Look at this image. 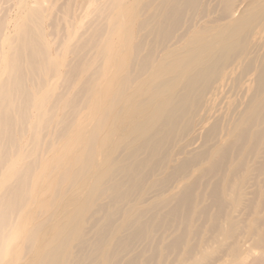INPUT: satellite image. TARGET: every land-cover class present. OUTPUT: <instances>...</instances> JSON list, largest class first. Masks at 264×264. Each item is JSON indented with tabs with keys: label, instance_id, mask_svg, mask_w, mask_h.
I'll return each mask as SVG.
<instances>
[{
	"label": "bare ground",
	"instance_id": "obj_1",
	"mask_svg": "<svg viewBox=\"0 0 264 264\" xmlns=\"http://www.w3.org/2000/svg\"><path fill=\"white\" fill-rule=\"evenodd\" d=\"M94 3L0 0V264H264V0Z\"/></svg>",
	"mask_w": 264,
	"mask_h": 264
},
{
	"label": "rangeland",
	"instance_id": "obj_2",
	"mask_svg": "<svg viewBox=\"0 0 264 264\" xmlns=\"http://www.w3.org/2000/svg\"><path fill=\"white\" fill-rule=\"evenodd\" d=\"M103 1H105V0H100V1H98V0H95V3L96 2H98V4L97 5H100ZM95 3H94V5L93 6H95ZM247 3L248 2H244L243 4H241V6L239 7V11H238V13H237V15L239 16L240 15V13H241V11H243L246 7H247ZM241 7H242V9H241ZM95 8H97V6L96 7H94L92 10H91V12L92 11H94V9ZM241 9V10H240ZM17 11V10H16ZM13 13V14H12ZM11 13V18L13 19H15L16 18V14H17V12H15V10L13 11ZM15 14V16H13ZM9 19V29L7 30V33H12V31H13V20L12 19ZM92 17H91V14L89 15V18L88 19H91ZM88 19H87V21H88ZM12 20V21H11ZM106 22V21H105ZM12 23V24H11ZM138 37V36H137ZM137 37H136V39H137ZM139 38V40H140V37H138ZM136 41V40H135ZM258 56H259V61L257 62V64H256V67H255V75L259 72V70H260V68H261V66H262V61H264V48H262V49H260L259 50V52H258ZM262 59V61L260 62V60ZM228 97H233V99H236L237 97H236V90H233V91H231L230 90V92H229V95H227V98ZM236 103H238V101L236 102ZM216 111H211V113L210 114H207V116H205L204 115V113H201V117H203V118H205L206 119V122L208 123V125L209 124H213L218 118H220L222 115H223V110H226V106H227V99H223V100H219V101H217V103H216ZM150 110V109H149ZM148 111V110H147ZM250 116H246V119L248 120V118H249ZM235 120V119H234ZM234 120H232L231 119V121L230 122H228V120H227V118H222L221 119V121H223L224 122V125H223V129L221 130L223 133L224 132H226V134H227V137L226 138H224V139H222L219 143H217L216 144V147L215 148H213L212 150H211V160H217V159H219V151H220V149H222V148H225L226 146H228L229 145V143H230V141L232 142V139H231V132H229L230 130H233V125H232V121H234ZM245 121V120H244ZM233 134V133H232ZM121 136V135H120ZM134 138H135V134L134 135H132V134H125V135H123V136H121V138H120V150H119V152L117 153V159H119V160H123V157L125 156V152H124V150H127V153H130L131 151H133V152H136L137 150H138V148H139V143L138 142H134L133 140H134ZM23 144H26V139L25 140H23ZM215 145V142H212L211 144H207V143H205V140H201V139H198V140H196L195 142H194V145H192L190 148H188L187 149V154H185V155H174V158L175 159H177V162L176 163H178L180 160H182V159H187V158H190V157H192L194 154H196V153H199V152H202V151H205V149H207L208 147H213ZM189 151H195V153L194 154H192V155H188V152ZM123 152V153H122ZM165 153H166V151H164ZM208 167H209V164H206V162H205V164H203L202 166H201V168H204V171L205 170H207L208 169ZM229 168H230V164H229ZM197 169L198 168H196V169H194L193 170V175H195L193 178H197L198 176H199V173L197 172ZM116 171V169L113 171V172H115ZM170 171L168 170L167 171V173H169ZM162 174V171H158V173H157V175L159 176V175H161ZM111 175V174H110ZM165 175L166 174H163V176L165 177ZM163 177V178H164ZM108 178V177H107ZM109 178H110V176H109ZM108 178V179H109ZM107 179V180H108ZM153 180H154V178H153ZM45 181H46V179H45ZM34 184H36V182H34ZM48 182L46 183V187H48ZM165 185L163 186V188H159V185L158 186H156V187H151V191H150V193H148L147 195H146V199L148 200L147 201V203L146 204H144V205H141V206H137V207H135L133 210H134V212H133V214L135 215V216H137L138 214H146V218H145V220L144 221H148V217H164L165 215H166V209H164V210H161L163 207H164V205H163V200H162V198H161V196H159L158 195V190H166V189H164L165 187H169V182H165L164 183ZM186 183L185 182H183V183H181V185H179V186H175V187H172L168 192H166V194H165V198H169V200H171V197H173L175 194H177L178 193V191H179V187H181V186H184ZM159 188V189H158ZM133 190H130V192H132ZM110 195V194H109ZM153 196H155V197H153ZM104 199H106V197L104 198ZM107 202V201H106ZM106 202H100L99 203V205H103V204H105ZM140 202H142V200L140 201ZM139 202V203H140ZM112 205V204H111ZM147 205H154V207L152 208H149L150 209V212H142V210H144V209H141L143 206H147ZM129 206L130 205H128V209H129ZM170 206H171V204L167 207V208H170ZM116 210V208H114V211ZM137 211V212H136ZM248 211V210H247ZM249 212V211H248ZM250 213V212H249ZM102 215H103V213H101ZM251 214V213H250ZM148 216V217H147ZM95 220H97L98 222H97V224H96V226L94 227V229H93V232L91 233L93 236H94V233L96 232V231H98V229H100L103 225H104V220H100V217H98V216H96V218H95ZM202 219H200L199 221H197V222H195L194 223V226H196V228H200V227H202L203 225H204V222L203 221H201ZM141 221H143V220H139V221H137L136 223H135V225L131 228V232H137V231H139L140 230V228H141ZM86 228H89V226H86ZM182 230V232H184V230H183V228L181 229ZM188 231V230H187ZM127 233H124V235H126ZM177 234H179V232L177 233ZM199 234V236H196L195 237V240L197 241V240H199V239H202L203 237H206L205 235H204V233H202V232H199L198 233ZM197 234V235H198ZM154 235V237H158V236H156V233H154L153 234ZM90 238H92L91 236H90ZM99 238V237H98ZM98 238H95V239H98ZM251 240V239H250ZM249 239H247L246 241H244L243 243H242V245H244V250L246 251V252H248L249 250H248V247H249V244L251 243V241H250ZM247 241H250L249 243L247 242ZM21 253H24L22 250H21ZM148 254H150V253H148ZM257 256H259L258 255V251L254 254V257H257ZM222 257V256H221ZM83 259V258H82ZM82 259H80V261L82 260ZM169 259H170V264H172V262H173V260H174V257H170L169 256ZM251 260H252V258H251ZM19 264H22V263H19ZM247 264H250L249 263V261H248V263Z\"/></svg>",
	"mask_w": 264,
	"mask_h": 264
}]
</instances>
